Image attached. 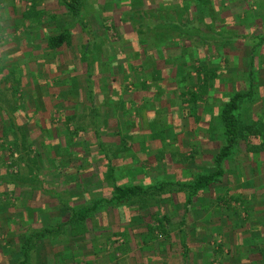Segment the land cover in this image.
Returning a JSON list of instances; mask_svg holds the SVG:
<instances>
[{
  "label": "rangeland",
  "instance_id": "rangeland-1",
  "mask_svg": "<svg viewBox=\"0 0 264 264\" xmlns=\"http://www.w3.org/2000/svg\"><path fill=\"white\" fill-rule=\"evenodd\" d=\"M8 39L16 43L9 34L1 43L10 44ZM216 55L205 54L203 60L219 62L223 79L229 64ZM2 76L0 68V89L9 88L0 96L4 99L0 103V264H19L23 260L19 248L27 239L25 264H58L55 260L72 256L63 253L55 258L54 241L61 239L60 245L69 249L70 238L86 234L88 250L96 249L93 256L104 258L103 264H130L129 258L147 254L158 258L150 264H246L241 259L264 258V120L248 109L264 95L260 86L253 85L254 94L242 101L240 114L244 124L261 130V137H249L241 129L238 150L222 165L223 176L207 189L194 191L198 176L217 170L214 157L224 144L220 109L227 103L224 100L237 93L230 92L228 84L222 86L221 96L212 83L214 76L190 87L199 99L216 96L212 98L216 122H208V132L219 139V145H212L219 147L212 161L203 157L202 150H193L191 143L185 153H167L171 144L162 134L166 131L161 127L165 120L162 107L163 116L159 113L158 120H164L151 136L160 140V150L146 170L128 146L131 136H115V142L93 148L87 109L71 117L52 100L32 102L31 98L26 103L19 82ZM236 87L243 93L249 89L245 84ZM186 93L183 96L189 98ZM183 96L181 99H188ZM104 137L114 135L109 132ZM183 147H188L186 142ZM101 158L106 160L104 165L99 164ZM118 158H128L130 163L119 167ZM113 160L115 165L110 164ZM130 165L138 166L134 177L126 168ZM119 186H138L145 193L117 203L113 192ZM93 205L96 209L82 221L74 218L73 213ZM125 223L135 230H129V225L119 229ZM124 242L130 247L125 248ZM85 263L86 259L76 264Z\"/></svg>",
  "mask_w": 264,
  "mask_h": 264
},
{
  "label": "crops",
  "instance_id": "crops-1",
  "mask_svg": "<svg viewBox=\"0 0 264 264\" xmlns=\"http://www.w3.org/2000/svg\"><path fill=\"white\" fill-rule=\"evenodd\" d=\"M67 4L75 6L76 17ZM8 34L16 43L12 39H8L10 44L1 43ZM64 34L68 35V44L48 46L49 38ZM208 53L217 54L218 60L223 57L229 64L224 80L219 62L203 60ZM262 54L264 0H0L2 77L19 82L26 103L31 98L32 102L52 100L71 117L87 109L91 120L89 144L93 148L115 142V136H131L128 146L146 170L161 146L159 139H151L164 120H158L159 113L165 115L161 127L166 131L162 134L171 144L166 147L167 153H185L191 143L193 150H202L203 157L212 161L213 152L219 149L212 145H219V139L208 132V122H216V101L212 99L216 96L207 94L199 99L196 94L189 98L183 94L189 93L194 84L207 82L209 76L218 77L212 83L220 96L224 84L230 92H238V85L252 84L264 93ZM8 89H0V96ZM253 104L255 107L249 105L248 109L264 120V95ZM162 107L163 113L159 109ZM109 132L114 137H104ZM185 142L188 147L184 150ZM98 161L106 163L102 158ZM115 161L119 167L130 163L128 158ZM126 168L134 177L138 166ZM135 178L139 181V176ZM128 225L122 224L119 229L125 230ZM85 236L70 238L69 249L60 245L61 239L55 240V258L63 253L72 256L71 260L59 258L55 263L76 264L86 259L85 264H103L104 258L93 256L96 249L88 250V234ZM261 241L264 243V239ZM24 243L19 248L22 258ZM155 259L147 254L145 258H129L128 262L150 264ZM240 262L259 264L264 258Z\"/></svg>",
  "mask_w": 264,
  "mask_h": 264
},
{
  "label": "trees",
  "instance_id": "trees-1",
  "mask_svg": "<svg viewBox=\"0 0 264 264\" xmlns=\"http://www.w3.org/2000/svg\"><path fill=\"white\" fill-rule=\"evenodd\" d=\"M68 9L73 13L76 17L77 14L75 13L76 8L74 5L67 4ZM67 37L64 35L55 36L48 39V46L50 48H58L60 45L65 43ZM249 89L247 92H237L232 95V97L228 100L227 103L223 104L220 109V125L223 129V138L224 144L218 151V153L214 157V162L216 164L217 170L210 174H203L198 176L197 180L193 184L194 191L205 190L210 185H212L215 181H218L224 174L222 165L228 161L238 150V142L241 138L240 130L246 129L247 136H256L261 137L262 134L260 129L255 127L253 124L250 123L244 124L240 110L243 108L242 101L245 98H248L254 94V87L253 85H248ZM189 94L191 96H195V94L190 91ZM244 109V108H243ZM260 132V133H259ZM259 149V148H258ZM264 149V148H262ZM145 193L141 190L138 186H131V187H115L114 188V196L113 200L117 203H121L122 201L128 200L130 198L136 197L139 194ZM96 205L91 206L89 209H80L74 214V218L78 221H82L90 211L96 209ZM29 239H27L24 243L22 252H23V261L19 264L26 263V254L28 251L29 246Z\"/></svg>",
  "mask_w": 264,
  "mask_h": 264
}]
</instances>
